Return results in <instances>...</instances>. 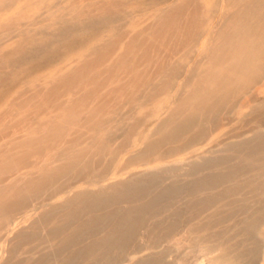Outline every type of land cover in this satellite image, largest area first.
I'll return each mask as SVG.
<instances>
[{"label": "rangeland", "instance_id": "1", "mask_svg": "<svg viewBox=\"0 0 264 264\" xmlns=\"http://www.w3.org/2000/svg\"><path fill=\"white\" fill-rule=\"evenodd\" d=\"M85 1L87 0H0V264H229L234 254L248 250L252 241H257L259 250L253 263L264 264V152H258L261 146L257 141L241 145L243 149L232 145V135L239 132L236 129L246 128L239 133L251 135L247 132L249 126L238 117L248 95L257 97L249 107L254 104L263 106L264 76L245 91L236 93L229 104L230 108L224 107L223 111L221 109L216 112V116H204L200 120L199 134H190L185 127L174 131L176 128L173 124L171 133L175 136L169 135V132L166 134L168 136H164L167 139L164 138V141L162 137L155 148L149 145L153 140L150 137H155L162 123L174 114L173 110H176L182 100L185 101L186 97L204 90L210 82L215 81L206 70L207 58L210 56H205L209 53L211 44L213 45L216 33L214 26L218 30L222 26L220 23H224L231 13L237 16L235 9L240 2L166 0L162 4L163 12L162 9L150 13L139 9L142 14L148 15L142 16L139 12L138 15L123 14L120 19H116L117 26L121 27L118 29L110 22L109 28L114 27L111 28L115 37L110 33L111 29H105L108 21L101 20L105 26L103 37H106L104 40L109 39V44L101 40L103 34L100 38L96 32L97 35L88 34V37H94L95 43L99 38L100 44L92 43L90 48L85 46L90 45L89 40L92 38L88 40L85 32L90 31L93 23L92 20H85V23L90 22V28H81V34L89 41L84 45L85 48L81 44L85 40L80 34L81 37L77 35L76 39L73 37L70 40L71 43L74 42L73 52L76 55H70V51L65 49L56 51L51 40L47 41L46 37L45 41L40 35L42 32L39 34L40 28L47 22L45 19L49 21L53 11H61L68 5H83ZM161 1L163 0H151V3ZM106 9L109 11L104 13L109 16V13L116 16L119 11L110 6ZM248 11L242 15L245 16ZM254 11L246 15H252L251 20L242 15L239 17L240 22L236 20L237 24L244 23V26L237 27L235 23L239 30L237 35L243 37L242 34L249 33L252 42L257 41V31L261 25V19L258 20ZM158 12H162L161 21L162 16ZM63 15L64 13L62 17ZM67 15L70 16L65 12V16ZM235 16L231 14L230 18ZM214 20L216 23L220 22L219 25ZM135 22L137 25H133ZM73 24L69 23V27ZM252 25H256L255 31L252 30ZM31 26L38 27L37 33L40 36L34 32L28 37L33 34L36 37H27L29 40L26 41L21 39L24 31L23 35L34 29ZM246 26L251 28L247 27V30ZM115 29L119 36L113 31ZM142 29L148 32L144 39L139 35ZM236 31L234 30L235 33ZM111 34L114 40L116 36L119 38L116 43ZM120 34L124 37L122 40ZM239 37L228 39L227 44H235L240 39L245 44L252 43L247 37L246 40ZM33 40L35 43H32ZM62 41L61 44H64ZM76 46L83 48L78 49L79 53L81 51L80 55H77ZM85 51L89 52L88 56H94L92 63ZM242 93L248 95L243 99ZM235 122L246 127L236 126L239 123ZM231 128L236 132H232ZM181 133L185 134L184 137ZM185 142L189 145H183ZM164 145H168L171 151L178 150L169 153L168 147L167 152ZM177 145L183 148L180 150ZM156 147H161V151ZM145 149L154 153L150 152L149 156ZM162 150L167 153L163 154ZM245 159L248 160L247 163ZM14 193L20 195V199ZM113 195L124 199H115ZM207 199L211 202L206 201ZM102 216L105 219L99 222ZM80 223L86 225L85 228L82 226L78 229ZM86 223H91L93 227ZM130 225H134L133 231ZM258 230L261 234L256 233ZM120 234L130 236L123 246L117 243ZM89 246L99 251L96 249L94 252ZM92 253H96V257ZM226 255L232 256L230 260ZM217 256H222L223 262Z\"/></svg>", "mask_w": 264, "mask_h": 264}, {"label": "bare ground", "instance_id": "2", "mask_svg": "<svg viewBox=\"0 0 264 264\" xmlns=\"http://www.w3.org/2000/svg\"><path fill=\"white\" fill-rule=\"evenodd\" d=\"M112 1V2H111ZM82 2V1H81ZM84 2V1H83ZM111 2V3H110ZM164 2H166V0L164 1H161V2H159V3H151V0H150V2H149V0H87V1H85V3L82 5H75V6H71V5H68L69 7H67V8H64L63 10H57V11H53L52 13H50L51 15V17H50V19H49V21L47 20V19H45L47 22H45L46 24H44L43 26H42V28H40V30H39V34H40V32H42V34H40V35H42L41 37H44L45 38V41L47 40V41H49V40H51V42H52V45L54 46V48H56V51H58V52H60L62 49H65V50H67V51H70V55L71 54H73L74 52H73V50H74V47H73V44L72 43H74V42H72L71 43V39L73 38V37H75V36H77V35H79L80 37H81V33L83 32V28L82 27H85V29H87L88 27H89V23L87 22V23H85V20H92V23H93V25L91 24V28L88 30L89 32H85V33H87V35H86V38L88 37V34H94L93 36H95V34H96V32H98V36H100V35H102L103 34V31H105V30H103L104 28H105V26H103L104 24L102 23V21L104 20L105 22H107V24L106 25H108V26H106L107 28H109V25H111V23L113 24L112 26H116L115 28L116 29H118V28H121V27H118L117 26V24H116V21L118 20V19H120L121 18V16L123 15V14H128V13H131V14H136L137 12H139V13H141L140 11H142V12H147V11H149V13L151 12V11H160L161 9H162V4H164ZM176 2V1H175ZM238 2H240L239 3V8L237 9H235L236 10V15L238 16V19H237V16H235L234 15V13H231L232 14V16H235V17H232V18H230L231 17V14L229 15V17H228V19L224 22V23H220V22H218L217 21V23L215 22V20H214V22L217 24V25H219L218 23H220V24H222V26L220 25L219 26V28H218V30H215V28H216V25L214 26L215 28H214V31H216V33H214V37H213V35H212V37H213V45L211 44V49H208V50H210L209 51V53H207L205 56H210L209 58H207V59H209L208 60V64L206 65V70H207V73L212 77V78H215L214 80L215 81H213V82H210L208 85H207V87L204 89V90H200V91H198V92H196V93H194L193 95H191L189 98H187L186 97V100L185 101H181V104H179L178 106H177V108H176V110H173V111H175L174 112V114L171 116V117H168L163 123H162V126H161V128L159 129V132L156 134L155 132V137H150V138H153V140L151 139V144H149L150 145V147H154L155 148V146L157 145V143L161 140V138H162V140H166L167 139V137H164L166 134H168L169 132V135L171 134H173V133H171V131L173 130L172 128H171V126L174 124V128H176V129H174V131H177L178 129H180L181 127H185V129H189V133L190 134H195V135H197V133L201 130V124H200V120L202 119V118H204V116H207V115H209V114H214V116H216L217 114H216V112H218V111H221V109H222V111H223V109H224V107H226V106H230L229 104L231 103V101H232V99H233V97H234V95L237 93L238 94V92H240V91H242V90H244V89H246L247 87H249L250 85H252V84H254L259 78L261 79V76H264V0H242V1H239V0H236V3H238ZM71 3H73V2H71ZM235 3V4H236ZM57 5V4H56ZM173 5H174V3H173ZM53 6V5H52ZM108 6H110V8H115L116 10H119L118 11V14L116 15V16H112L111 15V13H109L110 14V16L109 15H105V13L104 12H108L109 10L108 9H106ZM182 6V5H181ZM51 7V6H50ZM177 7V6H176ZM185 7V6H184ZM227 7V6H226ZM236 7V6H235ZM230 8V7H229ZM233 8V7H232ZM139 9H141L140 11H139ZM86 10L88 11V12H86ZM104 10H106V11H104ZM108 10V11H107ZM223 10V9H222ZM229 10V9H228ZM233 10H234V8H233ZM248 10H251V12L252 11H254V10H256V12L254 11L253 13L255 14H257V17H258V20L259 19H261V25H260V29H258L259 31H257L258 32V37H257V35H256V37L258 38L257 39V41L255 40L254 41V39H253V41L254 42H252L251 41V39H249V37H250V34L249 33H246V34H242L243 35V37L241 36V34H240V36L241 37H239V35H237V32H239V30H237L238 28V25L239 26H244V23H243V25H242V23H241V25L240 24H237L236 23V20H239V17L242 15V14H244V13H246ZM50 11V10H49ZM84 11H85V13H84ZM112 11H114V10H112ZM162 12H163V9L161 10ZM231 11V10H230ZM65 12H68L69 14H70V16L68 17V15L67 16H65ZM81 12H83L84 14H81ZM162 12H158V13H161V16H162ZM232 12V11H231ZM249 12V11H248ZM251 12H249L250 14H252ZM64 13V17H62V14ZM79 13V14H78ZM155 13V12H154ZM157 13V14H158ZM249 13H247V14H249ZM43 14V13H42ZM76 14H78V16L76 15ZM81 14V15H80ZM246 14V15H247ZM28 15V14H27ZM48 15V14H47ZM136 15H138V13L136 14ZM141 15L142 16H144V15H148V13H146V14H142L141 13ZM246 15L245 16H243L244 18H249L250 20H251V18H250V16L252 17V15H250L249 17H246ZM44 16V15H43ZM103 16H108L107 18H103ZM118 16V17H117ZM125 16V15H124ZM127 16V15H126ZM141 16V17H142ZM159 16H160V14H159ZM160 16V17H161ZM167 16V15H166ZM222 16V15H221ZM220 16V17H221ZM225 16V15H224ZM255 16V15H254ZM120 17V18H119ZM137 17V16H136ZM139 17V16H138ZM150 17V16H149ZM159 17V18H160ZM218 17V16H217ZM242 17V18H243ZM157 18V17H156ZM98 19L100 20V21H98ZM117 19V20H116ZM151 19H152V17H151ZM158 19V18H157ZM163 19V16L160 18V21ZM219 19H221V18H219ZM249 19H247V20H249ZM256 19V18H255ZM255 19H254V21H255ZM44 20V21H45ZM102 20V21H101ZM107 20V21H106ZM159 20V19H158ZM218 20V19H217ZM222 20V19H221ZM253 20V19H252ZM258 20H256V21H258ZM103 21V22H104ZM120 21V20H119ZM253 21V22H254ZM111 22V23H110ZM115 22V23H114ZM132 22V21H131ZM159 22V21H158ZM237 22H240V20L239 21H237ZM245 22V21H244ZM41 23H44L43 21L41 22ZM69 23H71V24H73V23H75V25L73 26V25H70V26H72V27H69ZM82 23V24H81ZM86 25H88V26H85V24ZM101 23V24H100ZM109 23V24H108ZM119 23V22H118ZM235 23H236V25H237V27H235L236 25H235ZM246 23V22H245ZM66 24H68V25H66ZM83 24H84V26H83ZM103 24V25H102ZM120 24V23H119ZM136 24V22L135 23H133V25H135ZM249 24V23H248ZM256 25H257V22L255 23ZM82 25V26H81ZM137 25V24H136ZM256 25H254V27L256 26ZM38 26V25H37ZM81 26V27H80ZM111 26V27H112ZM121 26L123 27V25L121 24ZM258 26V25H257ZM104 27V28H103ZM109 28V29H107V28H105L106 30H110L111 29V31H110V33H112L113 34V32H112V28L114 29V27H112V28ZM146 27V26H145ZM235 27V28H234ZM247 27H250L251 28V26H246V29H247ZM252 27H253V25H252ZM254 27L252 28V30H254L255 31V29H257V27L254 29ZM31 28H34V29H31ZM31 28L29 27V29H31V30H27L28 31V33L27 34H25V35H23L24 34V32H26V31H24L23 32V34H21L22 36H21V39H24L25 41H26V39H28V38H31L32 36H34V37H36L34 34L35 33H37L38 31H37V29H38V27L37 28H35L34 26L32 27L31 26ZM82 28V29H81ZM237 28V29H236ZM116 29L115 30H113L114 32L116 31ZM246 29H242V31L243 32H245L244 30H246ZM146 30V29H145ZM144 29H142L141 30V32H139V35L144 39V37H146L147 35H148V32L147 31H145ZM234 30L236 31V33L234 32ZM241 30V29H240ZM248 30V29H247ZM247 30H246V32H247ZM251 30V29H250ZM86 31V30H85ZM213 31V30H212ZM35 32V33H34ZM99 32H102V33H100L99 34ZM108 32V31H107ZM248 32H250V31H248ZM32 33H34L31 37H28V36H30ZM105 33V32H104ZM116 33V32H115ZM121 33V32H120ZM133 33V32H132ZM250 33H254L253 31L252 32H250ZM81 34V35H80ZM111 34V36H112V38H113V40L115 39L114 37H115V35H114V37H113V35ZM127 34V33H126ZM40 35H38V33H37V36H40ZM97 35V34H96ZM116 35L117 36H119L118 35V33H116ZM138 35V36H139ZM253 35V34H252ZM20 36V35H19ZM83 36V35H82ZM104 36V34L102 35V37ZM117 36H116V40L117 39H119V38H117ZM122 36H123V34H122ZM132 36V35H131ZM140 36H139V38H140ZM28 37V38H27ZM33 37V38H34ZM46 37H47V39H46ZM97 37V36H96ZM120 37H121V34H120ZM211 37V38H212ZM237 37H239V38H244L245 40L248 38L249 39V41H251L252 43L250 44H245V41H242L241 39H240V41L239 42H237V43H235V44H233L232 43V45L230 44H227L228 43V39H232V38H234V39H237ZM247 37V38H246ZM255 37V38H256ZM11 38V37H10ZM83 40H85V41H83L82 42V40H81V44L83 45V47H84V45H86V44H88V42H89V44L90 45H87V46H85V47H87V48H90V46L92 45V43H94V44H96L97 45V42L99 43L102 39H103V41L105 42V43H108L107 42V40L109 41V39L107 38V40H104V38H106V37H103V38H101V36H100V38H101V40H99V38L97 39V42L95 43V42H93V38L92 37H88L87 39L89 40V38L91 39L92 38V40H87V39H85V36H83ZM122 38H124V37H121V40H122ZM138 38V37H137ZM138 38V39H139ZM251 38V37H250ZM6 39V38H5ZM14 39V38H13ZM19 39V38H18ZM60 39H65V41L63 42L62 40V42L64 43V44H61V41H58V40H60ZM75 39H76V37H75ZM79 39V38H78ZM138 39H136V40H138ZM147 39V38H146ZM29 40V39H28ZM35 40H36V38H35ZM35 40H33L34 42H32V43H35ZM38 40V39H37ZM95 40H96V38H95ZM116 40H114V42L116 43ZM128 40V39H127ZM3 41V40H2ZM7 41V40H6ZM24 41V42H25ZM43 41V40H42ZM67 41V42H66ZM70 41V42H69ZM76 41V40H75ZM126 41V40H125ZM103 42V43H104ZM122 42H124V41H122ZM133 42V41H132ZM127 43V42H126ZM17 44V43H16ZM29 44V43H28ZM44 44H46L45 42H44ZM48 44H49V42H48ZM47 44V45H48ZM100 44V43H99ZM98 44V45H99ZM102 44V43H101ZM109 44V43H108ZM107 44V45H108ZM120 44H121V41H120ZM119 44V45H120ZM95 45V46H96ZM106 45V46H107ZM125 45V44H124ZM169 45V44H168ZM38 46V45H37ZM36 46V47H37ZM43 46V45H42ZM49 47H50V44L48 45ZM89 46V47H88ZM103 46V45H102ZM77 47V48H76ZM75 47V49H77V52L79 51L78 49H80V48H82V46L79 48L78 46H76ZM84 47V48H85ZM92 47H94V46H92ZM91 47V48H92ZM97 47V46H96ZM96 47H94V49L96 48ZM105 47V46H104ZM97 48H99V47H97ZM209 48H210V46H209ZM83 49V48H82ZM42 50V49H41ZM40 50V51H41ZM134 50V49H133ZM207 50V49H206ZM206 50H205V52H206ZM95 51H97V50H95ZM101 51V50H100ZM76 52V53H77ZM86 52V53H85ZM84 53L87 55L89 52L88 51H85ZM88 52V53H87ZM94 52V51H93ZM98 52V51H97ZM39 53V52H38ZM80 53H81V51H80ZM80 53L78 52L77 53V55L79 54L80 55ZM83 53V52H82ZM83 53V54H84ZM91 53V52H90ZM94 53H96V52H94ZM99 53V52H98ZM75 54V53H74ZM83 54H81V55H83ZM91 54H93V53H91ZM100 54V53H99ZM42 55H43V53H42ZM46 55H49L50 57L49 58H51V55L49 54V53H47ZM76 55V54H75ZM95 55V54H94ZM88 56V55H87ZM91 58H90V61H91V63H92V61H94L93 59H92V57H94L93 55L91 56V55H89ZM88 56V57H89ZM98 56V55H97ZM42 57H44V56H42ZM69 57V56H68ZM81 57V56H80ZM79 57V58H80ZM99 57V56H98ZM5 58V57H4ZM49 58H48V56H47V61H49ZM54 58V57H53ZM71 58H74V56L72 57L71 56ZM77 58V57H76ZM112 58V57H111ZM205 58V57H204ZM52 59V58H51ZM75 59V58H74ZM94 59H96V57L94 58ZM78 60V59H77ZM81 60V59H80ZM84 60V59H83ZM89 61V60H88ZM88 61H87V64H88ZM89 61V62H90ZM207 61V60H206ZM42 62V61H41ZM66 62V61H65ZM65 62H63V64L65 63ZM83 62V61H82ZM45 63H47L46 61H45ZM110 63V62H109ZM117 63V62H116ZM49 64V63H48ZM90 64V63H89ZM15 65V64H14ZM53 65V64H52ZM92 65V64H91ZM48 66V65H47ZM55 66V65H54ZM49 67V66H48ZM57 67V66H56ZM61 67V66H60ZM95 68V67H94ZM56 69V68H55ZM59 69V68H58ZM53 70V69H52ZM10 73V72H9ZM58 76V75H57ZM262 80H264V79H262ZM255 86H258V84L257 85H255ZM258 89V88H257ZM25 90V89H24ZM249 90V89H248ZM245 91V90H244ZM247 91V90H246ZM251 91V90H250ZM243 92V91H242ZM249 92V91H248ZM258 92V91H257ZM254 93V92H253ZM243 94V93H242ZM255 94V93H254ZM253 94V95H254ZM240 95V94H239ZM245 95H248V93H246V94H243V99L246 97ZM250 95H251V93H250ZM262 96V95H261ZM248 97H250L249 95H248ZM248 97L247 98H245L246 99V101L242 104V106H241V115H240V117H238L239 119H240V121H242V123H244V124H246V125H248L249 126V129H248V131L247 132H250L251 133V135L249 136V135H244L245 134V132H243V131H241V132H243V133H239L240 132V130H245L244 128L242 129V127H241V129H239V130H237L236 129V131H239V132H237L238 134H236L235 133V135H232V136H234V141H233V143H232V145L233 146H239L238 147V149L241 147V145H244V144H248V142H255V141H257V142H260V145L259 146H261V147H259L258 149H259V151L258 152H262V154H263V152H264V104H263V102H262V105L263 106H261L260 104H259V106H257V105H255V106H257V107H254V105L252 106V107H249V104H251L252 102H254L253 101V99L255 98L254 96H252V97H250L249 99H248ZM240 98V97H239ZM257 98V97H256ZM256 98L254 99L255 101H256ZM242 99V100H243ZM248 99V100H247ZM19 100H21V99H19ZM239 100V99H238ZM259 101H260V98H259V100H258V103H259ZM264 101V100H263ZM184 102V103H183ZM260 102V103H261ZM183 103V104H182ZM255 103H257V102H255ZM257 103V104H258ZM176 104H177V102H176ZM232 106V105H231ZM239 107V106H238ZM230 108V107H229ZM247 108V109H246ZM222 113V112H221ZM221 113H220V115H221ZM169 114V113H168ZM226 116V115H225ZM232 116V115H231ZM209 117H211V116H209ZM238 118H237V120H238ZM211 119V118H210ZM216 119V118H215ZM223 119V118H222ZM225 120H226V118H225ZM230 120V119H229ZM228 121V120H227ZM206 123V122H205ZM223 123V122H222ZM236 123H239V125H236V126H244V124H242V125H240V122H235V124ZM210 125V124H209ZM224 125V124H223ZM223 125H221V126H223ZM232 126V125H231ZM218 127V126H217ZM244 127H246V126H244ZM159 128V127H158ZM212 128V127H211ZM234 128V127H233ZM236 128V127H235ZM234 128V129H235ZM237 128H239V127H237ZM157 129V128H156ZM172 129V130H171ZM232 129V128H231ZM230 129V130H231ZM234 129H232L231 131L233 132L234 131ZM181 132H183L182 131V129L180 130ZM224 131V130H223ZM230 131V132H231ZM236 131H234V132H236ZM202 132V131H201ZM231 132V133H232ZM246 132V133H247ZM153 133V132H152ZM187 133V132H186ZM179 134V133H178ZM182 135H183V137H184V135L185 134H183V133H181ZM199 134V133H198ZM201 134V133H200ZM213 134V133H212ZM211 134V135H212ZM227 134V133H226ZM230 134V133H229ZM234 134V133H233ZM145 135H147L148 136V134H146L145 133ZM154 135V134H153ZM182 135H180V136H182ZM195 135H194V137H195ZM206 135V134H205ZM166 136H168V135H166ZM173 136H175V134H173ZM189 137H190V135H188ZM188 136H186L185 138H188ZM172 137V136H171ZM177 137V136H176ZM192 137V136H191ZM196 137H199V136H196ZM200 137H202V135L200 136ZM229 137H231L230 135H229ZM164 138H166V139H164ZM233 138V137H232ZM226 139H227V137H226ZM168 140H169V138H168ZM188 140V139H187ZM192 140V139H191ZM198 140V139H197ZM200 140V139H199ZM213 140H215V139H213ZM228 140V139H227ZM226 140V141H227ZM170 141V140H169ZM181 141V140H180ZM190 141V140H189ZM193 141V140H192ZM192 141H190V142H192ZM203 141V140H202ZM149 142V141H148ZM149 142V143H150ZM171 142L172 143H174V140H171ZM188 142V141H187ZM198 142V141H197ZM199 142H201V141H199ZM160 143V142H159ZM158 143V144H159ZM162 143V142H161ZM228 143V142H227ZM226 143V144H227ZM185 144H187L186 142L183 144V145H185ZM213 144H214V142H213ZM148 145V146H149ZM172 145V144H171ZM170 145V146H171ZM189 144H187V146H188ZM200 145V144H199ZM249 145H250V143H249ZM249 145H248V147H249ZM165 146V145H164ZM214 146V145H213ZM230 146V145H229ZM229 146H228V148H229ZM167 147H168V145H167ZM167 147L165 146V148H166V151H167ZM175 147H176V145H175ZM175 147H173V148H175ZM181 147L183 148V146H178L177 145V148H180V150H181ZM251 148H252V144H251V146H250ZM255 147V146H254ZM159 147H156V149H158ZM161 148V147H160ZM158 149V151H161V149ZM164 148V147H163ZM234 148V147H233ZM144 149V148H143ZM142 149V150H143ZM156 149H154V151L156 150ZM168 149H169V153H171V152H175L176 150H178V149H173V151H171L170 150V147H168ZM171 149H172V147H171ZM241 149H243L242 147H241ZM240 149V150H241ZM146 151H147V149H145ZM148 150H150V149H148ZM153 150V149H152ZM175 150V151H174ZM194 150V149H193ZM230 150V149H229ZM228 150V151H229ZM144 151V150H143ZM163 151V154L164 153H167L165 150H162ZM165 151V152H164ZM183 151V150H182ZM190 151V150H189ZM249 151V150H248ZM140 152V151H139ZM148 152V153H147ZM146 153L149 155L150 154V152L149 151H147ZM153 152V151H152ZM151 152V153H152ZM156 152V151H155ZM184 152V151H183ZM236 152V151H235ZM144 153H145V151H144ZM154 153V152H153ZM168 153V154H169ZM180 153V152H179ZM244 153V152H243ZM245 154V153H244ZM247 154H248V152H247ZM147 155V156H148ZM250 155V154H249ZM252 155V154H251ZM101 156V155H100ZM141 156V155H140ZM142 156H144V155H142ZM150 156V155H149ZM211 156V155H210ZM264 156V155H263ZM199 157V156H198ZM214 157H216V156H214ZM220 157H221V155H220ZM239 157V156H238ZM134 158V157H133ZM197 158V157H196ZM213 158V157H212ZM222 158V157H221ZM220 158V159H221ZM234 158V157H233ZM264 158V157H263ZM73 159V158H72ZM100 159V158H99ZM197 159H199V158H197ZM202 159V158H201ZM215 159H217V158H215ZM214 159V160H215ZM92 160V159H91ZM210 160V159H209ZM68 161V160H67ZM135 161V160H134ZM194 161V160H193ZM195 161H196V159H195ZM217 161V160H216ZM233 161V160H232ZM235 161V160H234ZM245 161H246V159H245ZM248 161V160H247ZM247 161H246V163H247ZM69 162V161H68ZM97 162V161H96ZM178 162V161H177ZM251 162V161H250ZM91 163V162H90ZM102 163V162H101ZM220 163V162H219ZM234 163V162H233ZM236 163V162H235ZM243 163V162H242ZM200 164V163H199ZM202 164V163H201ZM221 164V163H220ZM230 165H231V163H229ZM257 164V163H256ZM255 164V165H256ZM263 164V163H262ZM179 166V165H178ZM225 166V165H224ZM252 166V165H251ZM175 167V166H174ZM237 167V166H236ZM214 168V167H213ZM243 168V167H242ZM147 169V168H146ZM151 170V169H150ZM164 170V169H163ZM148 171V170H147ZM201 171V170H200ZM239 171V170H238ZM217 172V171H216ZM210 173V172H209ZM200 175V174H199ZM216 175V174H215ZM222 175V174H221ZM209 176V175H208ZM211 176V175H210ZM213 176V175H212ZM247 176V175H246ZM197 177V176H196ZM220 178V177H219ZM222 178V177H221ZM231 178V177H230ZM204 179V178H203ZM206 179V178H205ZM213 179V178H212ZM173 181V180H172ZM213 181V180H212ZM222 181V180H221ZM220 181V184L222 183ZM199 183H200V181H198ZM216 182V181H215ZM251 182V181H250ZM216 183H218V182H216ZM224 183V182H223ZM38 184V183H37ZM175 184V183H174ZM207 184H209V183H207ZM214 184V183H213ZM219 184V185H220ZM229 184V183H228ZM257 184V183H256ZM198 185V184H197ZM197 185H196V187H197ZM201 185H203V184H201ZM252 185H254V184H252ZM262 185H263V183H262ZM175 186V185H174ZM209 186V185H208ZM212 186V185H211ZM214 186V185H213ZM223 186V185H222ZM229 187H230V185H228ZM243 186V185H242ZM249 186V188H250V185H248ZM259 186V185H258ZM201 187V186H200ZM200 187L198 188V190H200ZM215 187V186H214ZM236 187H237V185H236ZM245 187V186H244ZM135 188V187H134ZM179 188V187H178ZM202 188H203V186H202ZM208 188V187H207ZM226 188V187H225ZM253 188H257V186L255 187V186H253ZM132 189V188H131ZM171 189V188H170ZM190 189H191V187H190ZM220 189V188H219ZM134 190V189H133ZM177 190V189H176ZM192 190V189H191ZM205 190V189H204ZM221 190V189H220ZM232 190V189H231ZM246 190V189H245ZM249 190V189H248ZM257 190V189H256ZM256 190H255V192H256ZM21 191V190H20ZM132 191V190H131ZM136 191H138V190H136ZM217 191V190H216ZM224 191V190H223ZM242 191V190H241ZM129 192V191H128ZM134 192V191H133ZM132 192V193H133ZM220 192V191H219ZM219 192H218V194H219ZM254 192V191H253ZM18 193V192H17ZM17 193H14L15 194V196H17L16 194ZM20 193V192H19ZM18 193V194H19ZM84 193H85V191H84ZM171 193V192H170ZM214 193V192H213ZM216 193V192H215ZM34 194V193H33ZM203 194V193H202ZM248 194H250V193H248ZM251 194H252V192H251ZM212 195V194H211ZM226 195V194H225ZM224 195V196H225ZM243 195V194H242ZM20 195H18L17 196V198L18 199H20V197H19ZM119 196V195H118ZM117 195L116 196H114L113 195V197H115V199H116V197H118ZM121 196V195H120ZM122 196H123V194H122ZM127 196V195H126ZM167 196V195H166ZM169 196V195H168ZM200 196V195H199ZM206 196V195H205ZM220 196V195H219ZM80 197V196H79ZM123 197H125V196H123ZM123 197H118V198H123ZM163 197H164V195H163ZM210 197V196H209ZM215 197H216V195H215ZM21 198H23V196L21 197ZM109 198V197H108ZM117 198V200H119ZM168 198V197H167ZM171 198V197H170ZM199 198H202L203 199V197H199ZM236 198V197H235ZM112 199V198H111ZM124 199V198H123ZM125 199H128V198H125ZM130 199V198H129ZM166 200V199H165ZM216 200V199H215ZM224 200V199H223ZM226 200V199H225ZM228 200H230V198L228 199ZM252 200V199H251ZM258 200V199H257ZM9 201V200H8ZM80 201V200H79ZM114 201V200H113ZM194 201V200H193ZM206 201H208V199L206 200ZM6 202V201H5ZM15 202V201H14ZM16 202H17V200H16ZM95 202V201H94ZM114 202H116V200L114 201ZM208 202H211V201H208ZM217 202V201H216ZM77 203V202H76ZM204 203V202H203ZM213 204H214V201L212 202ZM229 203V202H228ZM238 204H240V206L242 205L241 203H239V202H237ZM96 204V203H95ZM94 204V205H95ZM144 204V203H143ZM186 204V203H185ZM200 204V203H199ZM202 204V203H201ZM208 204V203H207ZM223 204V203H222ZM6 205V204H5ZM81 204H79V206H80ZM133 205V204H132ZM236 205V204H235ZM261 205V204H260ZM77 206V205H76ZM97 205H95V207H96ZM209 206V205H208ZM213 206V205H212ZM237 206V205H236ZM239 206V205H238ZM3 207H4V209L6 208L4 205H3ZM8 207V206H7ZM81 207V206H80ZM135 207V206H134ZM223 207V206H222ZM9 208V207H8ZM93 208V207H92ZM170 208V207H169ZM213 208V207H212ZM220 208V207H219ZM243 208V207H242ZM146 209V208H145ZM228 209V207L226 208V210ZM230 209H232V208H230ZM264 209V208H263ZM6 210H7V208H6ZM89 210V209H88ZM96 210V209H95ZM127 210H128V208H127ZM141 210V209H140ZM210 210V209H209ZM214 210H216V209H214ZM235 210V209H234ZM234 210H233V213H234ZM8 211H10V210H8ZM104 211V210H103ZM130 211V210H129ZM136 211V210H135ZM135 211H132L133 213L135 212ZM139 211V210H138ZM144 211V209H142V212ZM183 211V210H182ZM222 211V210H221ZM225 211V210H224ZM11 212V211H10ZM9 212V213H10ZM74 212V211H73ZM80 212V211H79ZM97 212V211H96ZM100 212V211H99ZM141 211H139V213L141 214L142 213ZM188 212V211H187ZM192 212H193V208H192ZM210 212V211H209ZM212 212V211H211ZM219 212V211H218ZM227 212V211H226ZM236 212V211H235ZM261 212V211H260ZM70 213H72V211L70 212ZM69 213V214H70ZM93 213V212H92ZM123 213V212H122ZM121 213V214H122ZM125 213V212H124ZM131 213V212H130ZM133 213H132V215H133ZM138 213V212H137ZM168 213V212H167ZM191 213V212H190ZM208 213V212H207ZM213 213V212H212ZM231 213V212H230ZM101 215H103L102 213H100ZM120 214V213H119ZM129 214V213H128ZM134 214H136V213H134ZM165 214V213H164ZM208 214H211V213H208ZM207 214V215H208ZM224 214V213H223ZM72 215V214H71ZM70 215V216H71ZM74 215V214H73ZM90 215V214H89ZM96 216L98 215V213L97 214H95ZM100 215V216H101ZM129 215H131V214H129ZM138 216H139V214H137ZM141 215H143L144 216V214L142 213ZM140 215V216H141ZM168 215V214H167ZM181 215V214H180ZM200 215V214H199ZM217 215H218V213H217ZM220 215V214H219ZM221 215H222V213H221ZM228 215V214H227ZM92 216V215H91ZM103 216H105V214L103 215ZM102 216V218H99V222H101V221H103L104 219H105V217H103ZM115 216H116V214H115ZM125 216V215H124ZM159 216V215H158ZM222 216H225V215H222ZM221 216V217H222ZM237 216V215H236ZM69 217V216H68ZM78 217V216H77ZM90 217V216H89ZM121 217V216H120ZM131 217V216H130ZM132 217H134V216H132ZM131 217V218H132ZM137 217V216H136ZM135 217V218H136ZM145 217V216H144ZM216 217H218V216H216ZM220 217V218H221ZM226 217V216H225ZM27 218V217H26ZM65 218H67V217H65ZM71 218V217H70ZM146 218V217H145ZM220 218L218 219V220H220ZM222 218H224V217H222ZM10 219V218H9ZM53 219V218H52ZM98 219V218H97ZM130 219V218H129ZM136 219H138V218H136ZM167 219V218H166ZM211 219V218H210ZM216 219V218H215ZM224 219H226V218H224ZM258 218H256V220H257ZM25 220V219H24ZM55 220V219H54ZM73 220V219H72ZM125 220V219H124ZM151 220V219H150ZM174 220V219H173ZM177 221H178V219H176ZM253 220V219H252ZM6 221H7V219H6ZM77 221H79V220H77ZM87 221H89V220H87ZM91 221H93V220H91ZM126 221H127V219H126ZM129 221V220H128ZM135 221V220H134ZM139 221V220H138ZM138 221H136V224H137V222ZM180 221V220H179ZM210 221V220H209ZM221 221H222V219H221ZM4 223H5V218H4V221H3ZM2 222V223H3ZM24 222H26V221H24ZM53 222V221H52ZM80 222V221H79ZM96 222H98V220L96 221ZM118 222V221H117ZM120 222V221H119ZM125 222V221H124ZM123 222V223H124ZM140 222V221H139ZM168 222V221H167ZM182 222V221H181ZM63 223V222H62ZM121 223V222H120ZM128 223V222H127ZM131 223V222H130ZM144 223V222H143ZM146 223V222H145ZM169 223H171L172 225H173V223L172 222H169ZM180 223V222H179ZM188 223V222H187ZM194 223V222H193ZM193 223H191V224H193ZM203 223H205V222H203ZM208 223V222H207ZM250 223H251V221H250ZM249 223V224H250ZM53 224V223H52ZM56 224V223H55ZM81 224V223H80ZM86 224H88V223H86ZM90 224V226H91V223H89ZM89 224H88V226H89ZM96 224V223H95ZM99 223H97V225H98ZM126 224V223H125ZM147 224H150V223H147ZM171 224H169V225H171ZM176 224V223H175ZM212 224V223H211ZM255 224V223H254ZM257 224V223H256ZM17 225V224H16ZM34 225V224H33ZM79 225V224H78ZM84 225V224H83ZM82 224H81V226H78V229H79V227L80 228H82V226H83ZM119 225V224H118ZM137 225H139V224H137ZM151 225V224H150ZM171 225V226H172ZM179 225V224H178ZM197 225H198V223H197ZM196 225V226H197ZM221 225V224H220ZM258 225V224H257ZM264 225V224H263ZM86 226V225H85ZM85 226H83L84 228H85ZM87 226V227H88ZM89 226V227H90ZM134 225H132V227H131V225H130V227H131V229H132V231H133V227ZM155 226V225H154ZM153 226V227H154ZM160 226V225H159ZM164 226V225H163ZM205 226V225H204ZM4 227V226H3ZM14 228H15V224H14V226H13ZM23 227V226H22ZM91 227H93V226H91ZM95 227V226H94ZM116 227H118V226H116ZM165 227V226H164ZM192 227V226H191ZM199 227V226H198ZM207 227V226H206ZM212 227H214V226H212ZM258 227V226H257ZM119 228V227H118ZM151 228V227H150ZM156 228V227H155ZM217 228V227H216ZM253 228V227H252ZM262 228V227H261ZM90 229V228H89ZM98 229V228H97ZM152 229V228H151ZM188 229H190L189 227H188ZM223 229V228H222ZM243 229V228H242ZM251 229V228H250ZM162 230V229H161ZM210 230V229H209ZM216 230V229H215ZM244 230V229H243ZM253 230H254V228H253ZM263 230V229H262ZM58 231V230H57ZM131 231V230H130ZM132 231H131V233H132ZM135 231V230H134ZM137 231V230H136ZM153 231H154V229H153ZM156 231H158V230H156ZM182 231V230H181ZM185 231V230H184ZM192 231V230H191ZM205 231V230H204ZM251 231V230H250ZM73 232V231H72ZM129 232V231H128ZM162 232H164L163 230H162ZM195 232V231H194ZM219 232V231H218ZM56 233V232H55ZM130 233V234H131ZM137 233V232H136ZM156 233V232H155ZM166 233V232H165ZM196 233V232H195ZM251 233V232H250ZM256 233H260L259 232V230H258V232H256ZM60 234V233H59ZM112 234V233H111ZM110 234V235H111ZM126 234V233H125ZM122 235V234H120L119 236H116V237H119L118 238V245L119 246H123L124 245V242L127 240V238H129L130 236H127V235ZM129 234V235H130ZM133 234V233H132ZM131 234V235H132ZM138 234V233H137ZM159 234H160V232H159ZM162 234V233H161ZM170 234V233H169ZM255 234V233H254ZM261 234V233H260ZM153 235H154V233H153ZM157 235V234H156ZM163 235H164V233H163ZM174 235V234H173ZM215 235V234H214ZM258 234H256V236H257ZM112 236V235H111ZM133 236V235H132ZM138 236V235H137ZM140 236V235H139ZM143 236V235H142ZM155 236V235H154ZM161 236V235H160ZM159 236V237H160ZM165 236V235H164ZM163 236V237H164ZM166 236H167V234H166ZM221 236V235H220ZM225 236V235H224ZM262 236H264V233H263V235ZM54 237H56V235L54 236ZM107 237H109L108 236V234H107ZM168 237V236H167ZM260 237H261V235H260ZM152 238V237H151ZM162 238V237H161ZM165 238V237H164ZM198 238V237H197ZM68 239V238H67ZM66 239V240H67ZM102 239V241H103V237L101 238ZM107 239V238H106ZM184 239V238H183ZM262 240V239H261ZM101 241V240H100ZM132 241V240H131ZM137 241V240H136ZM149 241V240H148ZM181 241V240H180ZM179 241V242H180ZM184 241V240H183ZM210 241V240H209ZM259 241H260V239H259ZM71 242V241H70ZM109 242V241H108ZM112 242V241H111ZM115 242V241H114ZM139 242V241H138ZM176 242V241H175ZM56 243V242H55ZM66 243H68L67 241H66ZM117 243L115 244V246L117 245ZM45 244V243H44ZM149 244H151V242L149 243ZM179 244V243H178ZM185 244V243H184ZM219 244V243H218ZM64 247H65V245L64 244H62ZM88 245V244H87ZM130 245V244H129ZM194 245V244H193ZM220 245V244H219ZM264 245V244H263ZM67 246V245H66ZM100 246H102V245H100ZM104 246V245H103ZM114 246V245H113ZM113 246H110V248H112ZM150 246V245H149ZM90 247V246H89ZM108 247V246H107ZM127 247H128V245H127ZM130 247V246H129ZM128 247V248H129ZM133 247V246H132ZM203 247H204V245H203ZM262 248H263V246H261ZM39 248H41V247H39ZM58 248V247H57ZM63 248V247H62ZM91 248V247H90ZM95 248V247H94ZM115 248V247H114ZM125 248V247H124ZM92 250H94V252H95V250L97 249V248H95V249H93V247L91 248ZM102 249L103 250H105L103 247H102ZM108 249V248H107ZM120 249V248H119ZM215 249V248H214ZM264 249V248H263ZM98 250V249H97ZM110 250V249H109ZM116 250V249H115ZM216 250V249H215ZM257 250H258V244H257V241H252V243H251V246L249 247V249L248 250H246V251H242V252H240L238 255H236V254H234L235 256H234V258L232 257L233 255L231 254V252H230V254L232 255H230L231 257H229L228 255H226V256H228L229 257V260H230V258H231V261H229V264L231 263V264H243V263H246V264H252L255 260H256V256H258L259 254H257ZM260 250H261V248H260ZM10 251V250H9ZM25 251V250H24ZM36 251V250H35ZM99 251V250H98ZM112 251V250H111ZM130 251V250H129ZM259 251V250H258ZM262 251H264V250H262ZM17 252V251H16ZM93 252V251H92ZM93 252V253H94ZM101 252H103V251H101ZM138 252V251H137ZM233 252V251H232ZM23 253V252H22ZM38 253V252H37ZM91 254V255H93V256H95L96 255V253H95V255L94 254ZM104 253V252H103ZM106 253H108V251L106 252ZM105 253V254H106ZM226 253V252H225ZM259 253V252H258ZM264 253V252H263ZM104 254V255H105ZM223 254V253H222ZM221 254V255H222ZM262 254V253H261ZM24 255V254H23ZM98 256H99V253L97 254ZM223 255H225V254H223ZM222 255V256H223ZM14 256V255H13ZM28 256V255H27ZM67 256V255H66ZM65 256V257H66ZM105 256H107V255H105ZM214 256V255H213ZM222 256L221 257H219V256H217V257H219V258H217L218 260H221L222 259ZM89 257V256H88ZM96 257V256H95ZM100 257V256H99ZM146 257V256H145ZM144 257V258H145ZM157 257V256H156ZM210 257V256H209ZM15 258V257H14ZM36 258V257H35ZM90 259H91V257H89ZM103 258V257H102ZM149 258H151V257H149ZM152 258H154V257H152ZM25 259V258H24ZM44 259V258H43ZM64 259V258H63ZM105 259V258H104ZM66 260V259H65ZM68 260V259H67ZM95 260H96V258H95ZM101 260V259H100ZM106 260H108V257H107V259ZM111 260V259H110ZM110 260H109V263H110ZM143 260V259H142ZM222 260H224V259H222ZM221 260V261H222ZM227 260V259H226ZM16 261H18V260H16ZM150 261H151V259H150ZM14 262H15V260H14ZM19 262V261H18ZM66 262V261H65ZM89 262V261H88ZM223 262V261H222ZM226 262V261H225ZM224 262V263H225ZM38 263V262H37ZM97 263V262H96ZM108 263V262H107ZM140 263V262H139ZM155 263V262H154ZM18 264V263H17ZM40 264V263H39ZM92 264V263H91ZM158 264V263H157ZM254 264V263H253Z\"/></svg>", "mask_w": 264, "mask_h": 264}]
</instances>
